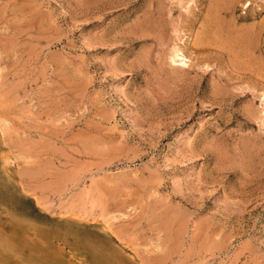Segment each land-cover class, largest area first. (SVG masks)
Returning a JSON list of instances; mask_svg holds the SVG:
<instances>
[{"label": "rangeland", "instance_id": "374dc122", "mask_svg": "<svg viewBox=\"0 0 264 264\" xmlns=\"http://www.w3.org/2000/svg\"><path fill=\"white\" fill-rule=\"evenodd\" d=\"M27 263L264 264V0H0V264Z\"/></svg>", "mask_w": 264, "mask_h": 264}, {"label": "bare ground", "instance_id": "6f19581e", "mask_svg": "<svg viewBox=\"0 0 264 264\" xmlns=\"http://www.w3.org/2000/svg\"><path fill=\"white\" fill-rule=\"evenodd\" d=\"M174 53V52H173ZM185 59H184V57L182 56V54H180L179 53V50H176L175 51V53H174V55L172 56V58H171V62L172 63H174V62H176V61H180V65H185V61H184ZM175 64V63H174ZM173 73V72H172ZM24 235V234H23ZM34 239V238H33ZM32 239V240H33ZM30 240V239H29ZM31 241V240H30ZM35 241V240H34ZM39 241V240H38ZM31 243H33V242H31ZM41 245V244H40ZM44 245H46V244H44ZM10 247V246H9ZM47 247V246H46ZM10 250V249H9ZM11 250H12V248H11ZM27 250H28V248H27ZM32 251V250H31ZM47 251V250H46ZM12 252V251H11ZM34 252V251H33ZM39 252V251H38ZM51 252V251H50ZM48 254H49V252H48ZM47 254V255H48ZM44 257V256H43ZM49 258V257H48ZM50 259V258H49ZM48 259V260H49ZM31 261H34V260H31ZM44 261V260H43ZM51 261V260H50ZM54 261V260H53ZM29 262V261H28ZM52 262V261H51ZM28 264V263H27ZM31 264V263H30ZM33 264V263H32ZM38 264V263H37Z\"/></svg>", "mask_w": 264, "mask_h": 264}]
</instances>
